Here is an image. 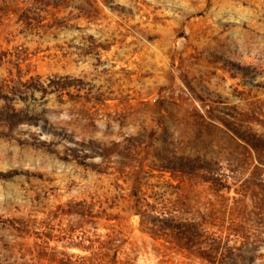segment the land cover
Returning a JSON list of instances; mask_svg holds the SVG:
<instances>
[{
  "label": "rangeland",
  "instance_id": "rangeland-1",
  "mask_svg": "<svg viewBox=\"0 0 264 264\" xmlns=\"http://www.w3.org/2000/svg\"><path fill=\"white\" fill-rule=\"evenodd\" d=\"M0 264H264V0H0Z\"/></svg>",
  "mask_w": 264,
  "mask_h": 264
}]
</instances>
